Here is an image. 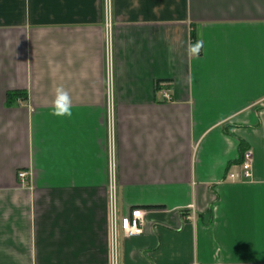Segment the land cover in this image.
Masks as SVG:
<instances>
[{
  "label": "crops",
  "instance_id": "0c3cea01",
  "mask_svg": "<svg viewBox=\"0 0 264 264\" xmlns=\"http://www.w3.org/2000/svg\"><path fill=\"white\" fill-rule=\"evenodd\" d=\"M112 152L118 264H264V0H0V264H112Z\"/></svg>",
  "mask_w": 264,
  "mask_h": 264
},
{
  "label": "built area",
  "instance_id": "2783aa9c",
  "mask_svg": "<svg viewBox=\"0 0 264 264\" xmlns=\"http://www.w3.org/2000/svg\"><path fill=\"white\" fill-rule=\"evenodd\" d=\"M107 47L110 50V24H107ZM110 38V39H109ZM163 100L170 101L171 94L168 88L161 89ZM109 91V102H108V122L112 136L113 146V135H114V115H113V101L110 99ZM113 150V147H112ZM242 172L241 174L230 172L228 178L231 180L241 179L247 180L252 177V153L249 149H246L242 159ZM31 173L29 170H20L18 177L22 184H27ZM117 174H116V163L114 153L109 160V178H108V194L110 203V217H111V242H112V264H118L117 260V241L120 234L124 237L138 236L144 232V210L140 208L131 209L126 214H120L118 209V186H117Z\"/></svg>",
  "mask_w": 264,
  "mask_h": 264
},
{
  "label": "clouds",
  "instance_id": "9594fccd",
  "mask_svg": "<svg viewBox=\"0 0 264 264\" xmlns=\"http://www.w3.org/2000/svg\"><path fill=\"white\" fill-rule=\"evenodd\" d=\"M202 46V41L200 42ZM54 116L58 117H71L72 115V98L69 92L63 87L59 86L55 89L54 99L52 101Z\"/></svg>",
  "mask_w": 264,
  "mask_h": 264
},
{
  "label": "trees",
  "instance_id": "16d2710c",
  "mask_svg": "<svg viewBox=\"0 0 264 264\" xmlns=\"http://www.w3.org/2000/svg\"><path fill=\"white\" fill-rule=\"evenodd\" d=\"M198 46H199V44L197 42H195L194 48H198ZM27 98H28V93L26 90H10L7 93L6 104L8 106H13V105L18 103L19 99L27 100ZM245 150L243 151V154H244ZM243 154H242V159H243Z\"/></svg>",
  "mask_w": 264,
  "mask_h": 264
},
{
  "label": "rangeland",
  "instance_id": "374dc122",
  "mask_svg": "<svg viewBox=\"0 0 264 264\" xmlns=\"http://www.w3.org/2000/svg\"><path fill=\"white\" fill-rule=\"evenodd\" d=\"M110 39V38H109Z\"/></svg>",
  "mask_w": 264,
  "mask_h": 264
}]
</instances>
